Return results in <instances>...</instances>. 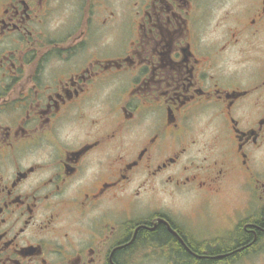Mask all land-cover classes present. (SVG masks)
Returning a JSON list of instances; mask_svg holds the SVG:
<instances>
[{
  "label": "flooded vegetation",
  "instance_id": "obj_1",
  "mask_svg": "<svg viewBox=\"0 0 264 264\" xmlns=\"http://www.w3.org/2000/svg\"><path fill=\"white\" fill-rule=\"evenodd\" d=\"M0 264H264V0H0Z\"/></svg>",
  "mask_w": 264,
  "mask_h": 264
},
{
  "label": "rangeland",
  "instance_id": "obj_2",
  "mask_svg": "<svg viewBox=\"0 0 264 264\" xmlns=\"http://www.w3.org/2000/svg\"><path fill=\"white\" fill-rule=\"evenodd\" d=\"M185 201L184 200H182V202H180L181 204L182 203H184ZM222 205H224L223 207H222V212H224V211H227L228 209H229V206H231L232 205V202L230 201V200H227V201H223L222 202Z\"/></svg>",
  "mask_w": 264,
  "mask_h": 264
},
{
  "label": "trees",
  "instance_id": "obj_3",
  "mask_svg": "<svg viewBox=\"0 0 264 264\" xmlns=\"http://www.w3.org/2000/svg\"><path fill=\"white\" fill-rule=\"evenodd\" d=\"M155 234V233H154ZM153 234H151L150 236H152Z\"/></svg>",
  "mask_w": 264,
  "mask_h": 264
}]
</instances>
